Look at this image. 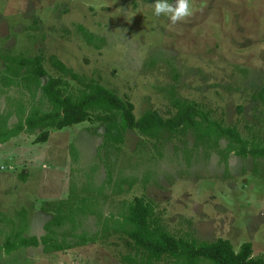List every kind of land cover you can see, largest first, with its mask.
Wrapping results in <instances>:
<instances>
[{
	"label": "rangeland",
	"instance_id": "rangeland-1",
	"mask_svg": "<svg viewBox=\"0 0 264 264\" xmlns=\"http://www.w3.org/2000/svg\"><path fill=\"white\" fill-rule=\"evenodd\" d=\"M152 3L0 0V69L4 54L40 53L47 73L57 76L54 57L131 101L136 117L148 109L170 116L174 100L192 101L209 119L262 144L264 0H191L192 14L175 25L154 16ZM64 79L67 92L82 88ZM29 92L0 86L1 119L9 108L29 106ZM40 94L33 102L47 108ZM12 113L8 125L17 121ZM39 133L0 140V245L21 228L17 210H25L24 234L40 237L51 217L43 205L72 196L73 228H55L70 246L9 254L0 248V264H125L121 255L134 251L113 227L135 196L150 200L174 235L222 237L235 250L249 241L252 254L264 258V156L237 155L227 151V138L199 139L191 128L160 142L127 129L117 148L101 144L95 119L50 128L35 142ZM82 235L94 238L83 242Z\"/></svg>",
	"mask_w": 264,
	"mask_h": 264
},
{
	"label": "trees",
	"instance_id": "trees-1",
	"mask_svg": "<svg viewBox=\"0 0 264 264\" xmlns=\"http://www.w3.org/2000/svg\"><path fill=\"white\" fill-rule=\"evenodd\" d=\"M0 69V86L17 88L22 94L29 90V106L22 109H7L4 112L3 124H0V140L22 132L40 135L35 142L44 141L49 135V129H61L72 124L92 121L95 119L103 127L102 145L105 148H117L124 140L127 129L136 130L147 138L160 142L174 134H183L189 128L196 130V137H220L228 140L227 151L233 150L237 155L264 156V142L255 143L241 136L234 126H224L211 120L207 114L192 101H173L175 112L170 116H162L154 109H148L139 117L135 116L134 105L131 101L122 99L114 91L106 88L94 78L85 77L74 72L60 59L51 57V64L59 71L57 76L49 75L42 64V54L34 55H2ZM69 76L82 85L77 91L67 92ZM47 77L46 81H42ZM37 91H41V99L47 102V108L38 106L34 101ZM17 100V99H16ZM14 112L17 121L8 125L7 120ZM1 113V112H0ZM25 174L21 177L24 178ZM110 183V175L107 177ZM86 201L85 198L82 199ZM153 204L143 196H135L127 204V211L121 214L113 228L114 231L125 234L126 245L131 250L122 254L120 259L125 264H201L206 260L209 264H264V258L252 254V243L243 242L239 249L233 248L230 240L218 237L215 240H199L189 232L179 236L171 233L158 214H155ZM42 210L51 217L44 223L46 231L40 237L25 235L27 222L24 219L25 210H17L21 228L6 236L0 248L9 254L14 250L26 247L43 246L44 252L60 250L70 246L67 242L58 241L57 227L66 223L74 226L73 218L78 210L72 196L59 201L53 200L44 204ZM15 222L14 220H11ZM86 242L94 237L81 236Z\"/></svg>",
	"mask_w": 264,
	"mask_h": 264
},
{
	"label": "clouds",
	"instance_id": "clouds-1",
	"mask_svg": "<svg viewBox=\"0 0 264 264\" xmlns=\"http://www.w3.org/2000/svg\"><path fill=\"white\" fill-rule=\"evenodd\" d=\"M153 15L165 16L171 25L184 21L192 14L191 0H154L152 3Z\"/></svg>",
	"mask_w": 264,
	"mask_h": 264
}]
</instances>
